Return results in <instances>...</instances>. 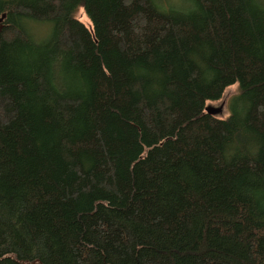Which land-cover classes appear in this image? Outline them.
<instances>
[{
    "label": "trees",
    "instance_id": "16d2710c",
    "mask_svg": "<svg viewBox=\"0 0 264 264\" xmlns=\"http://www.w3.org/2000/svg\"><path fill=\"white\" fill-rule=\"evenodd\" d=\"M0 264H264V0H0Z\"/></svg>",
    "mask_w": 264,
    "mask_h": 264
},
{
    "label": "rangeland",
    "instance_id": "374dc122",
    "mask_svg": "<svg viewBox=\"0 0 264 264\" xmlns=\"http://www.w3.org/2000/svg\"><path fill=\"white\" fill-rule=\"evenodd\" d=\"M182 3L183 2L181 1V7L183 5ZM74 15L76 19L79 22H81L86 28L90 27V24L87 21L81 9L76 10ZM37 26H40V27H37ZM32 28L33 29L29 28L30 32L28 33L32 35L35 39L41 40L45 38L46 28L43 26V24L32 26ZM237 91H238L237 85L232 84L223 90V93L219 100L213 101V102H206L205 107L220 108L221 109L220 114H217L214 117L219 118V119L225 118L228 116V113H229L228 108H227L228 102L231 97L236 95Z\"/></svg>",
    "mask_w": 264,
    "mask_h": 264
},
{
    "label": "water",
    "instance_id": "95a60500",
    "mask_svg": "<svg viewBox=\"0 0 264 264\" xmlns=\"http://www.w3.org/2000/svg\"><path fill=\"white\" fill-rule=\"evenodd\" d=\"M220 112V108L204 107V113L210 116H216L217 114H220Z\"/></svg>",
    "mask_w": 264,
    "mask_h": 264
}]
</instances>
